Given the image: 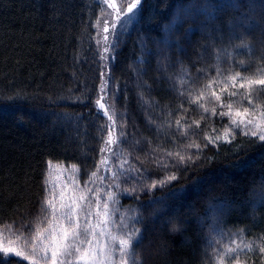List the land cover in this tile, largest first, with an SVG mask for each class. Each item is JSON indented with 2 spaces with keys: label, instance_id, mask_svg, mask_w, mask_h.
<instances>
[{
  "label": "trees",
  "instance_id": "1",
  "mask_svg": "<svg viewBox=\"0 0 264 264\" xmlns=\"http://www.w3.org/2000/svg\"><path fill=\"white\" fill-rule=\"evenodd\" d=\"M101 7L99 0H0V223L38 210L49 161L76 165L82 184L99 166L107 122L94 105L102 79L94 27ZM140 7L114 49L110 96L117 135L125 134L115 158L139 169L131 176L146 177L122 176L116 187L119 206L143 221L136 225L145 237L141 264H212L213 223L225 232L244 230L253 251L241 260L261 264L264 141L236 130L231 143L208 144L205 136L222 135L229 117L209 118L187 103L179 80L206 82L198 69L214 76V50L231 52L220 66L242 75L264 64V0H142ZM242 40L251 52L235 47ZM222 99L228 102L226 94ZM253 102L264 108V94ZM176 119L185 128L198 120L199 128L183 135ZM192 142L200 149L188 147ZM170 152L186 162L173 167ZM173 172L177 180L147 187Z\"/></svg>",
  "mask_w": 264,
  "mask_h": 264
},
{
  "label": "snow or ice",
  "instance_id": "2",
  "mask_svg": "<svg viewBox=\"0 0 264 264\" xmlns=\"http://www.w3.org/2000/svg\"><path fill=\"white\" fill-rule=\"evenodd\" d=\"M99 2L102 5L100 17L94 24L97 29L96 35L99 37L96 39L99 46L97 54L106 62L104 67L107 69V61L110 56L114 59L112 53L118 46L120 37L127 30L129 23L139 17L143 8L140 7L141 0H120L119 5L116 0ZM101 18L104 19L103 25ZM235 47L251 52L249 44L244 40ZM213 54L217 61L213 65L214 76L208 75L204 69H198L197 71L201 73L198 79L206 82L196 86V79L182 77L179 80L180 89H183L180 95L186 97L187 103L195 105L202 113H209V118L216 115L229 117V128L222 135L205 136L207 143L215 144L221 140L231 143L236 130H240L244 136L264 141V108L253 102L264 94V64L257 66L251 75H242L239 71H233L231 64L226 69L221 68V62H226L232 57V53L227 49L223 53L214 50ZM237 66L244 71L249 70L243 60L237 61ZM100 75L102 79L94 105L97 114L106 117L107 122L101 128V132L106 133V136L101 137L104 146L100 149L99 166L88 175L83 187L79 184V168L76 165L57 166L55 171L66 174L68 183L54 191L58 185L49 179L54 171L53 164L49 161L45 179L46 196L41 202L40 213L35 221L22 226L11 224L0 226V264H7L10 258H20L17 264H20L21 260L27 261L28 264H141L138 249L143 245L145 237L141 229L135 225L143 223L142 218L135 215L129 217L127 211L120 213L118 217L120 209L114 207L119 205L117 194L109 191L102 196L103 189L97 187V181L102 185L105 179L103 175H98L101 170L111 173V179L117 188L119 178L122 176L136 180L146 179L131 176V173H138L139 169L131 165L125 168L127 160L119 157H117L119 170H113L110 157L115 153L111 146L122 142L125 134L121 130L117 135L115 112L110 111L105 102L108 96V79L103 78L105 73L102 72ZM225 94L228 97L227 103L222 99ZM209 104L215 106L209 107ZM217 107L220 109L219 112ZM199 123L198 120H193L185 128L181 119L175 120L178 131L183 135H187L188 128H199ZM204 146L207 147V144ZM188 147L199 150L201 146L192 142ZM103 153L110 155L105 156ZM167 155L174 158L173 167L186 162L185 156L179 152H170ZM192 159V156L187 157V160ZM157 163L163 169L169 167L166 162ZM237 166L243 168L246 164L242 161ZM177 179L173 172L153 181L147 187H164ZM69 184L73 187L66 195L65 189ZM130 222L132 227H129ZM212 231L215 237L208 240L212 246L210 255L212 264H249L247 259L241 260L242 255L247 256L253 251V242L244 238V230L240 229L237 233L225 232L213 223ZM256 248L261 254V264H264V237L260 238Z\"/></svg>",
  "mask_w": 264,
  "mask_h": 264
},
{
  "label": "rangeland",
  "instance_id": "3",
  "mask_svg": "<svg viewBox=\"0 0 264 264\" xmlns=\"http://www.w3.org/2000/svg\"><path fill=\"white\" fill-rule=\"evenodd\" d=\"M141 2H142V0H141ZM116 3H117V5H119L120 4V0H116ZM136 20L137 19H135V20H133V21H131L129 23L127 30L133 25V23ZM103 23H104V19L101 18V25H103ZM110 24H111V21H109V26H110ZM117 28L119 29V25H117ZM97 39H99V37H97ZM114 54H115V51H113L112 55L114 56ZM113 60L114 59H112L111 56H110L109 61H107V65H108L107 69H105V67H104V65H105L106 62L102 60V72L105 73V76L103 78L108 79V96H107L105 102L109 106V110L110 111H114V108H113V105H112V98L110 96L111 65H112ZM111 147L113 149V152L115 153L116 152L115 145H112ZM103 155L109 156L110 154L109 153H103ZM110 159H111L112 165L114 166L113 167V170H116L115 168L118 167V163H117V160L115 158V155H112L110 157ZM52 164H53L54 171H53V174L51 175V177H49V179L52 182H54V183H56L58 185L57 189L54 190V191H58L59 188H63L64 185L66 183H68V178H67V175L66 174H64V173H58L57 171H55V169L59 165H63V166H70V165H64V164L57 163V162H52ZM46 175H47V173L45 174V179H46ZM98 175H103L105 177L104 182H103L102 185L99 183V181H97V187H101L103 189V192L101 193V195L103 196L104 193L111 191V192L116 193L117 194V197H118V192L116 190V186H115V184L113 183V181L111 179V173L110 172H107V171L101 170V172ZM79 184H80L81 187L84 186V184H82V182H81L80 176H79ZM110 184L112 185L111 187L109 186ZM72 187L73 186L71 184L68 185V188L65 189L66 195L71 191V188ZM45 196H46V185H45V194H44V197H43L42 201L44 200ZM114 207H119V209H120V212L117 213V216L118 217H119L120 213H123L125 211H127L129 217H131V216L134 215L133 212L131 211V209H129L127 207L124 208V207H120L119 205L118 206H114ZM40 208H41V205L39 206L38 210L35 213H33V215H31L29 218H25V220H23V221H19V222H17V221H10V222H5V223H0V226H4V225H7V224H11V225H15V226L28 225L31 222L35 221L36 217L40 213ZM129 227H132V223L131 222L129 223ZM25 231H27V229H25ZM5 239L7 241V236L5 237Z\"/></svg>",
  "mask_w": 264,
  "mask_h": 264
}]
</instances>
